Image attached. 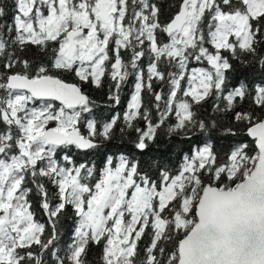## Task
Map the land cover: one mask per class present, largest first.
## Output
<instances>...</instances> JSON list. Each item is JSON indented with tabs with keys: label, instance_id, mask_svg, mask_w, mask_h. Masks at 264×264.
Returning <instances> with one entry per match:
<instances>
[{
	"label": "snow or ice",
	"instance_id": "6c2138e0",
	"mask_svg": "<svg viewBox=\"0 0 264 264\" xmlns=\"http://www.w3.org/2000/svg\"><path fill=\"white\" fill-rule=\"evenodd\" d=\"M249 71L264 77V0L166 16L156 0H0V264H90L93 246L100 264H264V78ZM129 85L122 115L87 93L118 107ZM117 128L141 154L162 130L190 146L174 170L122 151L97 164Z\"/></svg>",
	"mask_w": 264,
	"mask_h": 264
},
{
	"label": "trees",
	"instance_id": "16d2710c",
	"mask_svg": "<svg viewBox=\"0 0 264 264\" xmlns=\"http://www.w3.org/2000/svg\"><path fill=\"white\" fill-rule=\"evenodd\" d=\"M6 3H11V0H4ZM156 2L160 5L161 10L165 13V16L168 14L170 8H174L176 0H156ZM244 69L243 65H237V75L240 74L241 70ZM247 78L251 79H262L259 73L254 71L247 72ZM132 87L129 85L125 92L128 95L131 91ZM107 88L95 89L91 88L90 94L94 97L93 100L96 101L97 111L99 115L102 117H109L113 115L110 109L106 110L102 105L107 104V97L105 95ZM148 97H145V101L147 102ZM119 111L117 114L122 115L123 105L121 104L119 107ZM203 111V109H200ZM137 126L144 127L142 122H137ZM136 139V133L130 129H125L123 133L120 132L119 128H117L113 139L110 142L101 141L104 145L103 148L99 150L98 153H94L90 159L95 161L97 164L103 159L106 154H117L118 152H123L126 155H129L137 160H141L142 162H152V158H158L160 163L167 165L170 169H175L180 161V154L182 150H187L190 146L188 143H181L179 140L170 141L167 136L164 135V131L162 130L160 136L157 140V143L152 145L150 151L146 154L139 153L134 146ZM41 222L46 219L42 214L38 216ZM73 227V219L71 216L64 218L63 220V228L61 231L62 240L60 242L61 247H63L70 239V234ZM171 246V244L169 245ZM88 260L90 264H100V251L98 248L94 247L88 253Z\"/></svg>",
	"mask_w": 264,
	"mask_h": 264
},
{
	"label": "flooded vegetation",
	"instance_id": "af4514ba",
	"mask_svg": "<svg viewBox=\"0 0 264 264\" xmlns=\"http://www.w3.org/2000/svg\"><path fill=\"white\" fill-rule=\"evenodd\" d=\"M90 90H91V89H87V93H88V95H89L92 99H94V97L92 96V94H90ZM131 91H132V89H131ZM131 91H130V93H129L128 95L126 94L125 90L121 92V98H122V99H121V104L123 105V108H121V109H122L123 111L126 110L127 103L130 102ZM106 102H107V104H103L102 106H103L106 110L110 109L111 112H113V115L117 114V112H118L119 109H120V108H119L120 106H118V107H113L108 101H106Z\"/></svg>",
	"mask_w": 264,
	"mask_h": 264
}]
</instances>
